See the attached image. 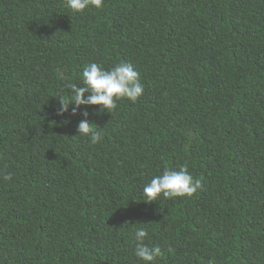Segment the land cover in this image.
<instances>
[{
  "label": "trees",
  "instance_id": "1",
  "mask_svg": "<svg viewBox=\"0 0 264 264\" xmlns=\"http://www.w3.org/2000/svg\"><path fill=\"white\" fill-rule=\"evenodd\" d=\"M92 64L142 97L58 116ZM185 165L202 190L147 204ZM137 230L152 264H264V0H0V264H145Z\"/></svg>",
  "mask_w": 264,
  "mask_h": 264
},
{
  "label": "clouds",
  "instance_id": "2",
  "mask_svg": "<svg viewBox=\"0 0 264 264\" xmlns=\"http://www.w3.org/2000/svg\"><path fill=\"white\" fill-rule=\"evenodd\" d=\"M66 4L74 13H83L90 6L100 9L103 7V0H66ZM140 76L131 65L119 64L113 70L104 71L99 65L92 64L83 72V87L68 85L72 96L70 99L61 98L59 100L60 108L57 111L58 116H64L69 111V107L74 104L75 109L72 115L75 116L82 106L93 107L99 106L101 111L113 112L117 108V100L127 99L132 103H136L144 93L143 86L139 83ZM86 94L88 98L85 99ZM85 121L89 116L88 112H84ZM94 125L88 122L79 124L78 132L80 135L91 137L93 144H98L102 139L101 135L94 130ZM11 175L3 177L6 181L12 180ZM201 181H194L189 174L188 167L185 165L178 172L165 170L163 175L154 178L150 185L144 189V197L147 204L154 203L161 195L164 199L174 198H192L199 190H202ZM146 230H137L136 240L138 241L136 248V256L145 262H152L161 256L160 248H149L144 246V240L147 238ZM171 251V250H170Z\"/></svg>",
  "mask_w": 264,
  "mask_h": 264
}]
</instances>
